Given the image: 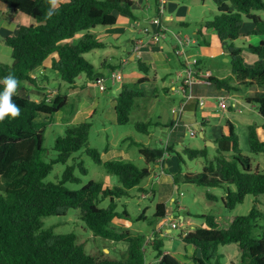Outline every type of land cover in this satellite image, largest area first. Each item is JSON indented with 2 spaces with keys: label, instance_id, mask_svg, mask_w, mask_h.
Returning a JSON list of instances; mask_svg holds the SVG:
<instances>
[{
  "label": "trees",
  "instance_id": "trees-1",
  "mask_svg": "<svg viewBox=\"0 0 264 264\" xmlns=\"http://www.w3.org/2000/svg\"><path fill=\"white\" fill-rule=\"evenodd\" d=\"M160 0H155L156 7ZM163 0V5L165 4ZM217 13L201 25L216 33L231 67V75L218 78L205 76L216 89L245 94L253 88L262 93L255 97H244L256 105L263 119L264 127V22L254 10L264 9L263 0H212ZM14 12H20L35 21V24L20 25L14 35H8L3 42L11 48V63H0V79L13 75L21 84L35 85L40 90L37 98L30 94L13 96L20 108L15 119L0 121V264H146L147 254L153 253L151 264H184L163 251L161 238L152 237L145 241L142 234L132 235L127 229L114 227L115 218L127 217L116 211L117 200L128 195V190L139 186L148 174L146 168H138L129 160L102 161L94 148H85L95 163L102 165L107 174L117 179V184L108 187L102 182L89 181L79 189H69L67 182L79 183L74 175L75 166L82 174L86 169L81 162L67 165L57 182H46L45 177L56 163H66L73 153L87 145L91 122L86 120L65 127L62 136L55 139V157L48 162L42 160V144L46 120L62 110L67 95L56 90L46 102V93L36 85L32 76L50 55V69L70 86L84 73L93 80L99 73L84 54L100 49L104 43L88 34L96 26L108 27L117 22V16L134 19L132 0H0ZM156 8V11H157ZM51 11L52 15H49ZM250 20L253 28L248 34H259L263 38L256 44H248L246 50L256 57L251 64L244 62L242 49L234 42L242 36L244 19ZM201 29V28H199ZM86 33L76 43L68 41L78 33ZM200 34L199 31L197 35ZM199 66L197 61L195 67ZM144 72V66L139 65ZM196 68L194 76L204 73ZM35 74V73H34ZM142 79L133 87L122 85L116 96L114 111L116 123L126 124L136 99L143 96L139 88ZM2 88V85H0ZM48 122V121H47ZM151 123L136 122L134 127L143 132ZM228 133L213 140L214 155L209 156V147L184 146L182 154L189 160L203 159L200 174L186 178L197 185L221 187L224 190L222 202L233 209L243 202L246 195L255 197L264 193V171L253 168L249 158L242 155L238 137L229 122ZM139 153L147 163H155L170 147L150 148L139 145ZM248 146L251 153L264 152V139L259 137L257 127H248ZM172 147V146H171ZM178 158L183 162L181 156ZM143 192L145 190L140 189ZM212 197L207 194V197ZM108 199L106 207H99V200ZM214 198V197H213ZM69 209H78L80 220L94 237L111 242H124L126 248L122 259L108 256L103 250L88 253L74 233L56 234L52 228H43L42 218L60 216ZM166 216L164 203L155 205L154 217L158 221ZM204 225L190 227L181 236L183 245H192L199 253L192 255L194 264H222L224 255L221 246L236 244L239 264H264V211L254 204L246 215H236L219 223V218L210 214L199 215ZM137 219H143V214ZM150 243V244H149ZM149 264V263H148Z\"/></svg>",
  "mask_w": 264,
  "mask_h": 264
},
{
  "label": "rangeland",
  "instance_id": "rangeland-1",
  "mask_svg": "<svg viewBox=\"0 0 264 264\" xmlns=\"http://www.w3.org/2000/svg\"><path fill=\"white\" fill-rule=\"evenodd\" d=\"M133 2L139 3L142 10L137 11V20L133 22L130 19L132 28H139L138 30L143 31V29L152 30L151 20L155 16V0H132ZM264 2V0H263ZM158 2L157 4H159ZM170 8L172 4L179 5L177 10L182 9L186 21H182L175 17V12L173 13V20L168 21V32H166L167 39L165 42L169 45L173 44L171 36L174 31L179 35L178 37L183 40V37L187 38V41L194 39L197 29L201 28V33L204 39L212 43L213 37L210 34H205V27L201 24L204 21L210 20L214 14L217 13L216 7L213 4L212 0H170L165 1V5ZM182 5H191L190 13H186ZM182 6V7H181ZM172 12L169 9L164 8V15L170 14ZM259 19L264 22V9L254 10L253 11ZM121 19H127L124 16H120ZM24 20H30L26 18ZM139 26V27H137ZM102 26H97V31L102 30ZM174 30V31H173ZM2 35V31L0 30ZM129 34H132L128 29L123 31V35L120 36L118 40L121 44L119 51L116 53L120 54L121 48L124 46L125 41L129 38ZM5 37V36H4ZM4 37L0 38V63L10 64L11 63V48L7 46L2 40ZM203 37L199 36L197 39L196 46L190 45L186 50V55L189 61L195 59L199 60L208 70L216 76H224L228 72L230 63L225 61V57L221 53H216L209 55L208 53H203L202 48L206 45L204 44ZM253 37H256L252 42L249 40H237L234 42L235 46H238L242 49V53L246 56H251V54L246 50L248 44H256L261 40V35L254 34ZM105 40L104 38H101ZM80 40V38L75 39V43ZM115 42V40L107 36L106 42ZM190 43V42H189ZM200 47V48H199ZM170 51L172 52V48ZM106 49H93L88 53L84 54V57L91 62L95 71H102L106 75L107 71L101 68L100 62L107 55ZM246 64H251L249 60H244ZM175 64L177 67L180 66L177 58L175 57ZM122 71V70H121ZM129 71H124V74H127ZM48 85L49 90H57L61 94L67 95V102L62 110L59 111V114H54L46 120L44 126V140L42 144V160L45 162L50 161L55 157L56 152L53 150V144L57 137L62 136L67 125H70L68 122L63 120L68 119L76 108L77 102L80 97L85 99V103L94 102L92 99L97 101L99 107L96 112L92 115L90 119H87L91 122L92 126L89 131L87 145L80 148L77 152L73 153L72 156L67 160L66 163H56L53 165L52 170L45 177L44 181L46 182H57L61 174L63 173L67 165L76 164L78 162L82 163V166L86 169V173L82 174L77 166L74 169V175L80 179L79 183L67 182L65 186L69 189H79L84 184L89 181H97L106 184H117V179L105 172L102 165L94 162L92 157L85 153V148H94L99 153L104 155V148L109 143V140L112 141L115 145L113 151L124 150L129 154V161H131L138 168H146L148 174L145 178L141 180L139 186L132 187L128 190V195L121 197L117 200L116 211L120 214H123V210H126L129 218L120 217L115 218L112 222L114 227H119L120 229H127L133 235H144L146 241H149L150 237L161 238L164 243V248L167 251L174 253H179L183 255L184 245L181 243L180 236L190 227L195 225L203 226L204 219L200 217L201 214H210L219 218V223L227 221L229 218H233L236 215H246L251 207L256 204V206L264 211V193L259 195L255 200V197L252 195H246L243 202L236 205L233 209L227 208L222 202V197L224 196V190L221 187H205L203 185H197L193 181H190L186 178L187 175L200 174L203 171L204 160L199 158L196 160H189L184 154H182V148L184 146H191L194 148L203 147L202 139L196 136H190L188 131L185 134L182 143L172 145L171 150L165 151L164 155L168 161V167L162 168V171L159 168H154L151 163H147L144 159H140L138 152V145L131 144V141L139 140L142 142L146 140L149 142V146L154 148L158 147L154 143V139L146 136L142 132H139L134 127L136 122H147L149 118L153 120L157 118V115L160 111V106L163 104H168L171 100L169 95L163 94L159 97L152 98L150 95L145 94L144 98L138 99L135 106L132 108L129 116V121L126 124L119 125L116 122L113 123L109 117L103 115V108L106 105V101L109 97L116 96V92L120 90L121 83L117 81L114 85H111L109 80L105 81V87L111 85L110 90L105 92L100 91L94 81L86 79L84 73L80 74L75 83L78 85H72L63 82L58 74L54 71L48 72ZM83 84V89L81 94L76 95L73 91V88L77 87L79 89L80 85ZM29 89H31L30 85ZM76 88V89H77ZM262 91L257 88L250 90V94H240L242 95V101L235 98H231V103H234V106H231V109L220 110L216 104L215 110L213 111L214 118L216 122H210L207 127L208 134L212 135L215 131L219 132L220 127H223L226 120H231L233 126L235 127V134L238 137V147L241 150L242 155H245L249 158L251 164L254 167L260 168L264 165V152L263 153H251L248 146V127L249 125L258 126V133L263 137V126L262 117L259 115L256 105L250 101H245L244 97H255L259 96ZM33 96V95H31ZM138 104V106H137ZM137 106V108H135ZM148 109H153V114L145 116ZM61 116V117H60ZM240 118L246 119L242 121ZM48 121V122H47ZM86 121V120H85ZM74 124V123H73ZM72 125V124H71ZM106 128L105 131L103 129ZM154 130L162 140L164 139V132L161 128H153L152 125L148 126L146 130ZM208 136V135H207ZM125 140H121L124 139ZM165 146L161 148L165 149ZM209 148V156L214 155V147L207 145ZM159 148V147H158ZM177 153L181 156L183 162L178 158ZM173 179L175 183L173 182ZM144 189L146 192H143L140 189ZM207 194L212 195L215 199L211 200L207 198ZM173 197L174 200L169 202L170 198ZM159 202H163L166 206V217L169 219L173 217L178 223L176 228L170 229L169 225L167 227L166 223L158 222L156 226V220L154 217L155 205ZM99 207H106L108 205V199L103 198L99 200ZM189 212V213H188ZM143 214V219H137L139 215ZM181 217V218H180ZM183 217V218H182ZM43 228H52L56 234H66L74 233L77 236V241L82 243L85 247L86 252L96 253L99 250H103L108 254L109 257L115 259H122V253L126 248V243L124 242H111L105 240L101 237H94L92 233L86 228L85 224L79 217L78 209H69L66 214L60 216H46L42 218ZM259 224H264V219L259 221ZM167 229H170L169 233L163 234ZM155 229L161 230L158 232ZM158 231V230H157ZM163 231V232H162ZM150 244V243H149ZM236 244H229L225 247H236ZM220 247L219 252L224 255L222 264L226 261L227 264H239L238 263V254L234 251H228L227 248ZM104 248L106 250H104ZM236 254V255H235ZM150 255L153 253L147 254V259L150 260Z\"/></svg>",
  "mask_w": 264,
  "mask_h": 264
},
{
  "label": "crops",
  "instance_id": "crops-1",
  "mask_svg": "<svg viewBox=\"0 0 264 264\" xmlns=\"http://www.w3.org/2000/svg\"><path fill=\"white\" fill-rule=\"evenodd\" d=\"M142 3L143 2H141V6H140L139 3L133 2V13L135 17L133 19V22H135L138 18L137 11L142 10V6H143ZM178 6L179 5L172 4L171 7L168 8L167 4L166 5L164 4V8L166 10L169 9L172 11L170 12V14L164 15V9H163L162 15L163 18L166 20L167 32H168V24H169L168 21L174 19L173 17L174 12L176 18L181 19L182 21H186L184 20L185 16L184 13H182V9L177 10ZM156 8H155V12H156ZM184 10L186 13H190L191 5H186ZM26 18H29L30 20H24ZM128 22H130L129 18L120 20V15H119L117 16V22L115 25L103 27V29L100 31L96 30L97 29L96 26L93 29H90L88 31V34L92 35L93 38L100 40L104 43V46L100 49L108 48V51H105L107 55L100 62L101 68L105 69V71L109 69H119L120 71L122 70L121 71L122 80L120 81L121 87L122 85H128L129 87H133V85L136 84L139 79H142V82L139 84V88L143 92V96L137 98L136 101H138V99L144 98L145 94L150 95L152 98L153 97L156 98V100H158L159 97L163 94L169 95L171 97V100L169 101L168 104H163L160 106V111L158 114H156L157 115L156 119L153 120L152 118H149L147 120L151 123L153 128H156L157 130L158 128L162 129L161 131L164 132V139L162 140V137H160L157 133H155L153 129L145 130L142 133L150 138H153L154 143L157 144L158 147L166 145L165 148L171 147L172 145L175 144L182 143L187 131L190 136L198 135V137L202 139V144H204L205 142L204 146H207L206 141H211L213 143V140H215L216 138L220 137L223 134H227L229 130L227 123H229L231 120L230 121L226 120L224 126L220 127L219 132L215 133L214 131L212 135L208 134L207 132V127H209L208 125L210 124V122H216L213 115V111L215 110L216 104L220 110L231 109V106H234V103H231L230 99L235 98L234 96H238V98L236 99L242 101L243 96L240 95L239 93L226 92L224 90L216 89L215 85L207 81L205 78L206 74L212 75L211 70H208L199 60H197L199 62V66L195 68L200 67L202 71L205 72V75L204 73H200L199 77L194 76V79L190 84L185 85L184 88H181L182 81L185 76L184 58L185 57L187 58L186 50L187 48H189L190 45L196 46L198 37L199 36L203 37L202 35L199 34L197 35V32L199 31V33H201L202 30L197 29L196 32H194L195 37L194 39L189 41L190 43L187 41V38H185V36L183 37V40L180 39L178 37L179 35L173 30L174 33L170 37L171 40L173 41V44L169 45V43L165 42V40L167 39L166 35L163 38L160 37L156 42H153L151 41L149 33H144L143 31L138 30L139 28L136 29L132 28V26L134 25L131 26V24ZM30 24H35V21L32 18L20 12H14L11 9H9L5 4L0 3V30L3 33L2 35L0 34V38L4 36L6 37L8 35L16 34L20 25H30ZM252 28H253V24L250 22V20L245 18L243 22V26L241 28L242 36L239 39L243 41L249 40L252 42L256 38L253 37L254 34H248ZM127 29L132 34H129V38L126 39L124 46L121 48L120 54H118L116 53V51H119L120 49V46L118 44H121V42H119L118 40L120 39V36L123 35V31ZM204 32L205 34H210V36L213 37L212 39L213 42L212 43H210L209 41L207 42L203 37L204 44L206 45L205 47H207V48H202L203 53L205 54L208 53L209 55L221 53L225 57L224 60L228 62V57L226 56L224 49L220 45L216 33L211 29H205ZM85 34L86 33L84 32L78 33L68 41L75 43L74 42L75 39L78 38L82 39ZM107 36L112 37L115 40V42L112 41L106 42ZM101 38H104L105 40H102ZM261 38H263L262 35ZM169 47L172 48V52L170 51ZM177 50H183L185 57L179 55L176 52ZM55 56L56 55L53 54L47 57L44 60L43 64L40 67H38L36 71H34L35 74L33 73L32 75L36 79V85L40 88H43L42 93H44L45 90L46 91L49 90L47 88L48 85L47 83L49 81L48 72L52 71L50 69V64ZM175 57L177 58L180 64L179 67H177L175 64ZM244 57L246 61L249 60V62H253L256 59L254 55L246 56L244 54ZM139 65L144 66V72H142L139 69ZM126 70H128L129 72L127 74H124V71ZM230 70L231 67H229L225 77L231 75ZM94 72L104 73L101 70L100 71L94 70ZM217 77L224 78V76H217ZM78 84L79 83H75L74 86ZM111 85L114 84L111 83ZM111 85L108 88L106 87V89L103 92L112 89ZM30 86L31 89H29V86H26V84L24 83L19 85L17 93L22 95L30 94V96L33 95L31 96V98L38 99L37 95L40 94V90H37V87L35 85H30ZM76 88L77 87L73 88V90L71 91H73L76 95L81 94L83 89V84L80 85L79 89ZM119 91L120 90H118L116 93L118 94ZM246 93L250 94V90H248V92ZM116 96L109 97L106 101V105L103 106V108H105L103 110V115L109 117L113 123L116 122V115L114 111V106L116 104ZM223 96H227L226 99L227 107L225 108H221L218 103V100ZM92 100L94 102L89 104V103H85V99L80 97L77 102L76 108L73 110L70 117L63 121L68 122L69 124H73V123L76 124L83 122L87 119H90L92 115L96 112L97 108L99 107L97 101H95L94 99ZM200 100L202 101V103H200ZM137 106L135 108H137ZM55 114H59V111L56 112ZM151 114H153V109H148L146 111L145 116ZM240 119L242 121H246V119L244 118H240ZM263 128L264 127L262 126L261 129L263 130ZM233 129L235 130L234 126ZM105 130L106 128L103 129V131ZM191 130L194 131L193 135L190 134ZM257 131H258V126H257ZM259 137L261 138V135H259ZM261 139H264V134ZM121 140L123 141L125 140V138ZM136 143L139 145L150 147L149 142H147L146 140H143L142 142H139V140L131 141V144H136ZM114 148H115L114 143L109 140V143L106 145V147L103 150L105 152L104 155L99 153L101 160L107 161V160H115V159H123V160L129 159L128 158L129 154L126 153V151H124L123 149L119 150L118 152L113 151ZM197 148H202V147H197ZM138 150H139V146H138ZM139 157L140 159H144L143 156L140 155V153H139ZM151 164L154 166V168H159L161 171L162 168L168 167V161L164 154L161 158L155 161V163H151ZM254 168L264 171V165L261 166L260 168L258 167H254ZM173 182L175 183L174 179ZM114 185H115L114 183L106 184V186L108 187H113ZM207 198L211 200L215 199V197L213 198V196L211 198L208 196ZM173 200L174 198L171 197L169 202ZM157 224L158 222L156 221V226ZM157 230L155 229V231L158 232L159 234L161 230L159 229ZM169 231L170 229L166 228V231L163 234L169 233ZM151 238L152 237H150V239ZM147 239L148 238H146L145 241ZM225 246H221V247H225ZM163 248H164V243H163ZM225 248H227L228 251L230 250V251H234L235 253L237 252L235 247H225ZM104 250L106 249L104 248ZM183 250H184L183 255H180L179 253H174L171 251L169 252L166 249H163L165 253H169L181 263L194 264V262L191 259L192 255H195L196 257L199 256V253L195 251V247L192 245H184ZM150 256H151L150 260L147 259L146 264L152 263L153 255ZM224 264H227V262L225 261Z\"/></svg>",
  "mask_w": 264,
  "mask_h": 264
},
{
  "label": "built area",
  "instance_id": "built-area-1",
  "mask_svg": "<svg viewBox=\"0 0 264 264\" xmlns=\"http://www.w3.org/2000/svg\"><path fill=\"white\" fill-rule=\"evenodd\" d=\"M163 9H164L163 0H160L157 11L155 12V16L151 20V25L153 26L152 30L150 31L148 29H143L144 33H149L151 41L153 42H156L160 37L162 38L165 37L166 32H167L166 20L163 18V15H162ZM176 52L179 55L185 57L183 50H177ZM196 63H197V60L195 59L189 61L186 57L184 58L185 76L183 78L181 88H184L185 85H188L193 81L194 71H196V68H195ZM205 76H208V74H206ZM106 80H109L112 84H114L117 81H121L122 72L119 69L107 70L106 75L99 74L97 77L93 79V81L95 82V84L97 85L100 91H104L106 89L105 87ZM55 93H56L55 90H47L46 99H45L46 102H49L50 99L55 95ZM226 99H227V96H223L218 100L219 106L221 108L227 107ZM200 103H202L201 100H200ZM190 134L193 135L194 131L191 130ZM159 222L166 223L167 225H169L170 229L176 228L178 226V223H176V220H174L173 217L169 219L165 217L163 219H160Z\"/></svg>",
  "mask_w": 264,
  "mask_h": 264
},
{
  "label": "clouds",
  "instance_id": "clouds-1",
  "mask_svg": "<svg viewBox=\"0 0 264 264\" xmlns=\"http://www.w3.org/2000/svg\"><path fill=\"white\" fill-rule=\"evenodd\" d=\"M49 15H52L51 11L49 12ZM18 84V80L11 74L0 79V85H2V88H0V121H4L6 117L9 119H15L20 115L21 110L13 101V96L16 95L18 90ZM45 93H47L46 90ZM159 221L160 220H158V222Z\"/></svg>",
  "mask_w": 264,
  "mask_h": 264
},
{
  "label": "water",
  "instance_id": "water-1",
  "mask_svg": "<svg viewBox=\"0 0 264 264\" xmlns=\"http://www.w3.org/2000/svg\"><path fill=\"white\" fill-rule=\"evenodd\" d=\"M201 137H202V135H201ZM206 145H211V146H213L214 143H212L211 141H206Z\"/></svg>",
  "mask_w": 264,
  "mask_h": 264
}]
</instances>
